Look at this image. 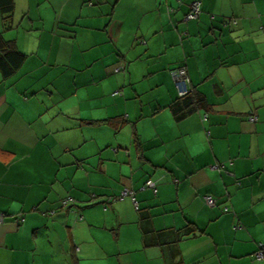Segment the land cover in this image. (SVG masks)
I'll use <instances>...</instances> for the list:
<instances>
[{
  "label": "crops",
  "instance_id": "obj_1",
  "mask_svg": "<svg viewBox=\"0 0 264 264\" xmlns=\"http://www.w3.org/2000/svg\"><path fill=\"white\" fill-rule=\"evenodd\" d=\"M193 1L0 11L26 55L0 72V264H264V0ZM180 67L204 102L177 119Z\"/></svg>",
  "mask_w": 264,
  "mask_h": 264
},
{
  "label": "trees",
  "instance_id": "obj_2",
  "mask_svg": "<svg viewBox=\"0 0 264 264\" xmlns=\"http://www.w3.org/2000/svg\"><path fill=\"white\" fill-rule=\"evenodd\" d=\"M14 8H15L14 0H0L2 25L5 30H10L13 26L12 15H13ZM25 59H26V55L21 53L16 48V45L14 42L10 40H6L4 36L0 34V72L3 76V79L10 78L12 75H14L16 71L22 66ZM179 102L181 103L183 102L180 107L176 105ZM203 102H204V99H202V97L193 89L187 95L179 96L178 100L175 101V104L173 105L175 116H177V119H180L184 117L185 115L192 113L198 108H200L203 105ZM149 181H153V180L149 179L147 181L146 184L148 186H150L148 184ZM153 182L155 184V187H152V188L154 191L155 190L157 191L156 182L155 181ZM123 192L124 191H122V193L116 198L123 199V198H126L127 196H130L132 200L134 197L136 199V196L133 191H132L133 195H126V196H122ZM133 203H134V200H133ZM228 210L229 208L225 207V211L227 212ZM20 215L24 216L23 214H20Z\"/></svg>",
  "mask_w": 264,
  "mask_h": 264
},
{
  "label": "built area",
  "instance_id": "obj_3",
  "mask_svg": "<svg viewBox=\"0 0 264 264\" xmlns=\"http://www.w3.org/2000/svg\"><path fill=\"white\" fill-rule=\"evenodd\" d=\"M201 4L202 3L199 0H195L191 3L190 12L186 15V18L188 20L199 18L200 14L202 12ZM233 22L236 23L235 20H233ZM173 76H174V79L176 81L177 87L179 89V95L180 96L187 95L189 92L192 91L189 87L191 80L189 78L186 67H180V68L174 70ZM148 184L151 187H155V184L153 181H149ZM126 195H133V192L130 191L129 189H125L122 196H126ZM133 200H134L135 205H137L138 203H137L135 197L133 198ZM205 200H206L207 204H209L210 206L216 205V200L211 195H207L205 197ZM68 202H69V200L64 201V205L67 206ZM19 216H21V215H19ZM5 217H6L5 214H0V223L5 220ZM20 219L23 220L24 217H19V220ZM256 257L259 260L264 258V247H263V245H261V249L256 253Z\"/></svg>",
  "mask_w": 264,
  "mask_h": 264
}]
</instances>
